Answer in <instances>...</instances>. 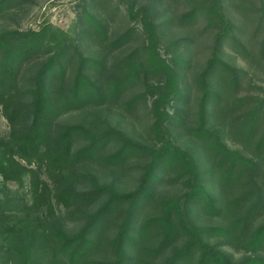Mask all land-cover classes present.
<instances>
[{
	"label": "trees",
	"instance_id": "obj_1",
	"mask_svg": "<svg viewBox=\"0 0 264 264\" xmlns=\"http://www.w3.org/2000/svg\"><path fill=\"white\" fill-rule=\"evenodd\" d=\"M26 1L0 0V16ZM76 7L69 29L0 30V264H264V0ZM142 106L136 137L124 124Z\"/></svg>",
	"mask_w": 264,
	"mask_h": 264
},
{
	"label": "rangeland",
	"instance_id": "obj_2",
	"mask_svg": "<svg viewBox=\"0 0 264 264\" xmlns=\"http://www.w3.org/2000/svg\"><path fill=\"white\" fill-rule=\"evenodd\" d=\"M77 2L78 0H28L23 4L19 5L18 7L12 8L11 10L3 13L0 16V30L3 29H18V30H26L29 28L35 29L38 28L42 23L50 22L54 25H57L63 29H69L73 20L75 19V14L77 11ZM228 16L232 19H237L236 14L234 11L228 9L227 11ZM109 26L112 31H119L122 27L126 25V21L120 19L119 16H115L113 19L109 21ZM201 27V26H200ZM200 29L199 27L197 28ZM185 31L178 27H174L172 29L166 30V37L163 38L160 42V53L162 56L169 58L170 52L166 50L165 44L167 41L181 35ZM209 40L210 34L206 35ZM81 48L85 54H91L92 48L87 47L84 44H81ZM120 52H124V50H119L116 54L111 55L110 61L114 58V56L120 55ZM204 54L201 52L198 54L194 61L196 63H200L203 60ZM226 56L231 62H234L238 65H244L241 59L234 53L228 51ZM33 68H35V63H33ZM264 86V81L262 82ZM144 106V105H143ZM141 108V110L137 114V118H134L133 124L127 126L124 124V129L128 132H132L136 137H146V128L149 125V114L146 112L145 107ZM77 114H65L60 117V121H73L76 118ZM117 114L111 115V120L115 122L117 119ZM9 125L1 112L0 109V133H6L8 131ZM185 136L183 135H176V143L178 144H186L185 143ZM139 167H133L126 172H123L119 175V179L116 180V183L120 188L128 189L132 188L136 183V178L139 174ZM114 178V174L108 171L105 174L104 180L110 181ZM0 184H1V177H0ZM1 186V185H0ZM6 191L11 190V194L14 193L15 196L24 197L25 198V190L26 187L19 186L16 182H8L6 186ZM169 194H175L182 191L181 185H170L164 188ZM196 222L199 223H209L210 221L204 217L199 218L198 220L195 219ZM70 227H73L72 223L68 224ZM224 250L234 258L239 257V253L234 252L229 248H225Z\"/></svg>",
	"mask_w": 264,
	"mask_h": 264
}]
</instances>
